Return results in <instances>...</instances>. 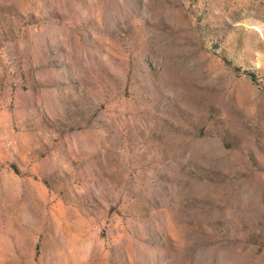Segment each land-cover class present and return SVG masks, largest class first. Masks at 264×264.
Returning <instances> with one entry per match:
<instances>
[{
  "label": "rangeland",
  "instance_id": "374dc122",
  "mask_svg": "<svg viewBox=\"0 0 264 264\" xmlns=\"http://www.w3.org/2000/svg\"><path fill=\"white\" fill-rule=\"evenodd\" d=\"M0 264H264V0H0Z\"/></svg>",
  "mask_w": 264,
  "mask_h": 264
}]
</instances>
